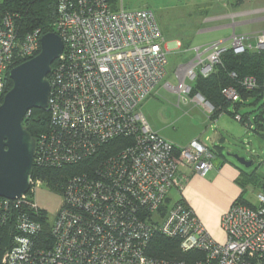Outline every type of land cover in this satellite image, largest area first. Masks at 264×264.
Masks as SVG:
<instances>
[{"label": "built area", "instance_id": "1", "mask_svg": "<svg viewBox=\"0 0 264 264\" xmlns=\"http://www.w3.org/2000/svg\"><path fill=\"white\" fill-rule=\"evenodd\" d=\"M16 17L7 13L0 21V104L10 70L41 51V29L20 36ZM54 32L64 49L49 73L50 125L36 139L34 166L79 163L121 135L134 142L91 172L70 177L53 213L36 199L44 185L41 177H31L21 197H0V230L7 226L11 236L2 263L189 264L147 252L161 234L179 239L183 253H203L194 264H264V191L257 193V207L232 204L221 221L227 239L217 242L180 196L191 174L204 176L214 168V153L199 138L186 146L169 142L140 110L167 76L168 52L155 13L123 5L114 10L109 0H59ZM229 40L230 46L218 40L196 49L193 65L176 86L181 96H191L187 79L210 75L227 50H264V31H234ZM240 84L253 90L259 81L249 74ZM223 94L232 102L241 100L235 86L224 88ZM193 99L212 115L208 100L200 94ZM235 117L242 120L239 113ZM173 188L179 192L174 202L169 197ZM40 210L47 212L50 224L49 247L37 243L42 225L34 214Z\"/></svg>", "mask_w": 264, "mask_h": 264}, {"label": "trees", "instance_id": "2", "mask_svg": "<svg viewBox=\"0 0 264 264\" xmlns=\"http://www.w3.org/2000/svg\"><path fill=\"white\" fill-rule=\"evenodd\" d=\"M245 0H236L241 5ZM112 8L118 9V0H109ZM59 0H0V21L7 13H15L16 23L19 27L20 36L27 32L40 28L42 33L54 31V23L58 16ZM222 62L215 67V70L208 76L197 73L191 85V96L201 93L213 106L212 118L216 119L224 112L236 116L243 105H251L255 108L242 115L241 122L249 120L250 124H258L264 120V50H248L242 54H235L232 49L223 53ZM23 61L18 62L20 64ZM56 62L52 64L55 65ZM235 72L237 77H232ZM255 75L258 78L259 86L253 90H247L241 86L240 81L245 75ZM49 78V75H48ZM13 81L9 77L6 92L12 87ZM235 86L238 89L241 100L232 102L228 100L223 89ZM3 101V97L1 98ZM234 106L233 110L230 109ZM257 111L254 120L250 114ZM23 124L28 131L37 139L49 129L50 114L48 110L33 108L24 118ZM134 142L132 136H117L99 146L94 155L84 161L68 164L62 167H37L33 168L32 177H41L45 187L55 193H62L69 178L83 172H91L95 166H101L108 158L117 157L124 149ZM237 201L245 202L244 197ZM35 219L42 225L37 243L40 245H51L50 224L47 220V212L40 210L34 214ZM11 236L8 234L7 226L0 230V264L6 247L10 244ZM147 252L157 258H179L185 259L189 264L201 259L203 253L191 251L183 253L179 246V239L169 238L161 234L155 235Z\"/></svg>", "mask_w": 264, "mask_h": 264}, {"label": "rangeland", "instance_id": "3", "mask_svg": "<svg viewBox=\"0 0 264 264\" xmlns=\"http://www.w3.org/2000/svg\"><path fill=\"white\" fill-rule=\"evenodd\" d=\"M117 5L119 7L123 5L128 10L148 9L153 11L162 29L164 41L172 40L176 42L180 40L184 44L181 53H168L167 77L156 87L150 96L151 100H155L157 104H160V108L157 110L159 120L167 124L171 123L170 121H176L180 111L176 106L178 94L172 89L165 88V84L169 83L172 87H176L179 79L183 78L185 69L187 70L193 65L192 61L197 55L196 49L198 47L203 49L211 42L220 39L224 40L229 37L231 31L233 30L234 32L232 25L244 20L242 15H232L249 7V4L243 6L237 5L236 0H118ZM225 16L230 17L207 22L208 18ZM221 25L223 26L220 28H212ZM236 28L237 32H250L251 29L249 26ZM230 44V40L224 43L226 46H230ZM177 70L179 79L176 75ZM197 70L198 69H196V71ZM187 83L190 85L193 84L190 79L187 80ZM196 106H198V109L196 108L192 112L188 111V117L193 116V114L197 112L200 113V115L203 114L205 107L201 104ZM254 108L255 107L251 105H243L240 108V114L243 115L245 112L251 111ZM231 109H233L232 106ZM140 110L142 111V107ZM256 112L257 111H253L250 114L253 120ZM184 113L187 114V112ZM220 118L221 120L218 123ZM213 123L218 125L219 128L225 129L224 134L226 140L223 142V154L228 156V153L232 152L253 162L250 166H245L239 163L234 157L228 156V158L234 160L241 168L254 174L258 181L263 179L264 120L261 121V126L255 123L251 125L249 120L243 123L237 119V117H233L229 113H223ZM187 128L190 127L188 126ZM170 129L172 132L177 131V128L174 126L170 127ZM207 131V135L213 134L210 128ZM179 134L183 135L180 130ZM168 141L171 142L170 140ZM176 145L181 146L178 144ZM213 151L216 153V157L214 155L215 161L219 160L218 151L214 148ZM178 194L179 192L177 189L173 188L169 193V197L174 202L178 199ZM245 197L254 204H256L258 200L257 193L250 189L246 190ZM36 199L41 206L53 213L59 205L61 197L58 193L50 191L47 187L43 186L37 192Z\"/></svg>", "mask_w": 264, "mask_h": 264}, {"label": "crops", "instance_id": "4", "mask_svg": "<svg viewBox=\"0 0 264 264\" xmlns=\"http://www.w3.org/2000/svg\"><path fill=\"white\" fill-rule=\"evenodd\" d=\"M247 4H249L247 9L241 10L232 15H242L244 17V20L232 25L234 31L237 32L236 27L239 28L243 26H249L251 28L250 32L242 31L237 33L251 34L262 30L264 31V11H260L264 9V0H245L241 6ZM229 17L230 16L212 17L208 18L207 22ZM222 26L223 25L212 28L215 29ZM232 32L233 30L229 34L230 36L232 35ZM230 36L224 40H229ZM163 46L168 53H181L183 51L182 48H184V44L180 40H177L176 42L165 40ZM176 75L179 79L178 70ZM160 83L154 87L152 93ZM164 87L172 89L178 94V102L176 106L179 108L178 110L180 113H178L176 121H170L171 123L167 124L166 122L159 120L157 110L160 108V104H157L155 100L150 99L152 93L140 104V108L142 107V111L152 129L163 138L181 146H186L193 139L199 138L208 144L213 153V148L218 151L219 160L215 161V158L213 159L214 168L204 176L197 173L191 174L185 184L182 195L180 196H182L184 202L194 210L195 214L204 224L213 239L217 242L224 243L227 236L221 225L223 215L229 210L234 202L240 199V197H244V204L251 207H257L258 200L256 204L251 203L245 197V192L248 189L255 191V193L264 191V178L258 181L254 174L241 168L234 160L228 158L230 155L225 156L223 154V142L226 140L224 134L225 129L219 128L218 125L213 123L218 118L213 119L206 108L202 115L197 112L198 114L194 113L193 116L188 117V111L192 112L196 108L198 109V106L196 105L200 103L194 100L193 96L184 98V96H181L176 90V87H168L166 84ZM232 107L234 108V106ZM184 112H187V114ZM238 113L240 114V109ZM220 120L221 118L218 120V123ZM172 126L177 128V131L172 132L170 129ZM188 126L190 128H187ZM209 128L210 131L213 132L212 135H207V130ZM179 130L183 135L179 134ZM207 137L209 138L208 140ZM214 155L216 157V153H214Z\"/></svg>", "mask_w": 264, "mask_h": 264}, {"label": "water", "instance_id": "5", "mask_svg": "<svg viewBox=\"0 0 264 264\" xmlns=\"http://www.w3.org/2000/svg\"><path fill=\"white\" fill-rule=\"evenodd\" d=\"M63 49L60 35L47 32L41 38V51L10 70L13 85L0 104V197L16 199L30 188L36 138L23 121L33 108L48 109V75ZM228 155L245 166L253 163L235 153Z\"/></svg>", "mask_w": 264, "mask_h": 264}]
</instances>
